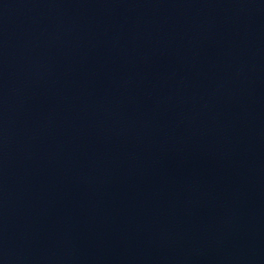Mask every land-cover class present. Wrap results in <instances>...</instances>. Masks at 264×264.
<instances>
[{
  "label": "water",
  "instance_id": "water-1",
  "mask_svg": "<svg viewBox=\"0 0 264 264\" xmlns=\"http://www.w3.org/2000/svg\"><path fill=\"white\" fill-rule=\"evenodd\" d=\"M0 264H264V0H0Z\"/></svg>",
  "mask_w": 264,
  "mask_h": 264
}]
</instances>
